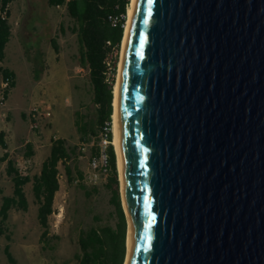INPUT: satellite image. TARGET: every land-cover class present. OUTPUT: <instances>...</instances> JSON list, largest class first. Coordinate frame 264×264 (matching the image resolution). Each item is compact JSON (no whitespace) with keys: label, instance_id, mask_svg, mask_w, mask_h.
I'll list each match as a JSON object with an SVG mask.
<instances>
[{"label":"water","instance_id":"1","mask_svg":"<svg viewBox=\"0 0 264 264\" xmlns=\"http://www.w3.org/2000/svg\"><path fill=\"white\" fill-rule=\"evenodd\" d=\"M118 133L127 264H264V0H137Z\"/></svg>","mask_w":264,"mask_h":264},{"label":"rangeland","instance_id":"2","mask_svg":"<svg viewBox=\"0 0 264 264\" xmlns=\"http://www.w3.org/2000/svg\"><path fill=\"white\" fill-rule=\"evenodd\" d=\"M21 7H23L22 0H17L11 18L16 31L20 27L18 25ZM24 7L31 17H28L20 27L21 40L26 48L32 50V59L39 48L43 49L46 53L47 65L49 64L57 74L46 79L48 82L46 91L43 90L42 85H39L34 93L30 71L27 68L29 61L16 35L13 36L8 50V62L16 69L18 81L7 104L11 114L8 113L6 118L0 116V129L8 132L10 153L17 165L31 175L40 172L42 161L50 152L52 139L66 137L70 144L78 148L73 165H77L85 173L86 180L81 179L76 172L73 175L74 179L70 180L65 168L62 167V186L56 196V212L51 217L50 233L51 236L59 237L52 238L49 246L41 241L43 228L37 218L38 204L34 201L33 182L29 183L26 190L30 196V210L12 211L6 222L8 228L6 234H11L12 240H8L6 235L0 237V264H79L76 253L80 251V230L90 229L96 224L115 226L118 222L115 205L111 202L112 194L105 185L104 171L95 169L91 165L93 147L99 140L95 137L91 142L81 141L75 123L77 111L94 116L92 85L88 71L82 68L79 62L77 35L67 28L71 21L66 7H55L52 13L53 35L61 45L63 61L68 63L70 68L66 70L63 67L64 72L61 74L58 71L59 68L62 69L61 64L56 63V53L50 44L49 33L47 29L45 30L44 22L48 17L45 1L28 0ZM37 24L39 27L34 31ZM61 24L66 26V33L61 30ZM38 57L41 59V56ZM36 104L48 107L47 116L38 130L31 127L29 119L26 121L22 117V112L26 108L31 105L26 110L28 115ZM29 142L34 144L36 155L28 161L26 149ZM2 155L3 150H0V207L3 196L13 192V182L6 172V162L1 161ZM87 191L92 194L88 195ZM95 216L100 217V220L95 221ZM8 243L15 262H11L5 252Z\"/></svg>","mask_w":264,"mask_h":264},{"label":"trees","instance_id":"3","mask_svg":"<svg viewBox=\"0 0 264 264\" xmlns=\"http://www.w3.org/2000/svg\"><path fill=\"white\" fill-rule=\"evenodd\" d=\"M46 6H65L71 24L68 29L77 35L79 42V62L82 68L89 73L93 102L95 105L94 116L76 112V125L83 142H91L95 137L99 140V133L103 126L109 123L111 144L107 149L108 163L103 168L106 177V187L111 192V202L115 205V212L118 217L116 225L96 224L90 229H82L79 234L80 251L76 253L79 264H125L127 257L128 220L124 209L121 181L118 169V156L116 152L113 131L114 113V87L117 81L119 61L122 44L125 35V26L128 19V10L131 0H44ZM15 0H0V7L8 5ZM12 8L8 11V17H0V81L1 76L11 77V88L9 97L16 86L15 73L4 68L2 63L6 58V47L13 35V26L10 22ZM30 15V16H29ZM27 16L31 17V14ZM34 17V15H32ZM48 20V19H47ZM45 30L57 54H61L60 43L55 37L51 38L50 21H45ZM66 26L63 24L61 30L66 33ZM30 35V34H29ZM111 41V44H109ZM116 47L119 53L116 55V70L112 82L106 80L107 57ZM26 53L34 63V77L39 79L45 70V59L42 50L35 52L32 59V50L26 48ZM38 53V54H37ZM38 56H41L39 59ZM26 116V115H25ZM77 146L70 144L65 137H58L53 140L51 153L44 160L41 172L31 175L30 172L21 169L10 153V144L7 139V132L0 129V150H3L2 162H6V172L13 182V193L3 196L0 207V237L6 235L12 240L11 234H6L8 229L6 222L10 218L11 211H28L30 201L26 191V185L33 182V192L39 205L38 220L43 228L41 241L49 246L51 236V217L56 212L55 201L60 191L62 167L70 180H73L75 172L84 179L85 173L73 165L77 154ZM35 155L34 144L29 142L26 149L27 160ZM101 155L99 144L93 147L92 159ZM84 186V184H82ZM96 191V189H95ZM88 195L92 194L90 191ZM100 217L95 216V221ZM5 252L11 262L15 258L11 252L10 245H7Z\"/></svg>","mask_w":264,"mask_h":264},{"label":"built area","instance_id":"4","mask_svg":"<svg viewBox=\"0 0 264 264\" xmlns=\"http://www.w3.org/2000/svg\"><path fill=\"white\" fill-rule=\"evenodd\" d=\"M13 2L8 3L5 7L1 5L0 7V17L7 18L8 17V11L10 8H12ZM109 44H111V41H109ZM119 53L118 49L114 46L112 48V51L107 57V70H106V80L108 82H112L114 77L116 76L115 70H116V55ZM119 70V68H118ZM118 75V74H117ZM11 77L8 76H1L0 81V116L3 118L8 117V109L7 104L9 100V90L11 88ZM46 108L41 104L34 105L31 110L29 111V120L31 122V127L34 130H38L41 126V122L46 116ZM109 123L107 122L105 126L102 127L100 133H99V147L101 151V155L99 158L94 157L91 158V165L95 169L104 170L103 168L108 163V154L107 149L109 145L111 144V137H110V128ZM86 148V147H85ZM86 180V178H84Z\"/></svg>","mask_w":264,"mask_h":264},{"label":"crops","instance_id":"5","mask_svg":"<svg viewBox=\"0 0 264 264\" xmlns=\"http://www.w3.org/2000/svg\"><path fill=\"white\" fill-rule=\"evenodd\" d=\"M16 2H17V0H15V2H14V5H13V8H12V13H11V17H10V22H11V18H12V15H13V10H14V7H15V4H16ZM22 3H23V7H21L20 8V10H19V15H20V19H19V25L18 26H20V27H22V23L23 22H25L26 21V19H27V9H25V7H24V5L26 4L27 5V3H28V0H22ZM47 7H48V11H47V19L50 21V27H51V29H50V33L52 34L51 35V38H53L54 37V35H53V27H54V19L52 18V13L54 12V8H55V6H48L47 5ZM47 20V21H48ZM12 23V22H11ZM38 23V22H37ZM61 23V22H60ZM63 24H61V26H62ZM12 26H13V35H12V37L14 36L15 37V35H16V37H17V39H18V41H19V43L21 44V46H22V48H23V50H24V55H25V57L28 59V61H29V64L27 65V68L29 69V71H30V79H31V86H33L32 87V89H33V91H34V93H36V90H37V88L39 87V85H42V87H43V90L44 91H46L47 90V85H48V82H46V79H48V78H50V77H53L54 75H56L57 73H56V71L55 70H53V69H51L50 67H49V64L47 65V59H46V53H45V51L42 49V51H43V53H44V59H45V70L43 71V73H42V75H41V77L39 78V79H36L35 77H34V63H33V61L30 59V57L27 55V53H26V47H25V45L23 44V42H22V40H21V32H22V28L20 29V27H19V29H18V31H16V29L14 28V25H13V23H12ZM36 27H39V24H37V26H35V28H34V31H36V29H38V28H36ZM20 30V31H19ZM32 35V34H31ZM12 37H11V39H12ZM11 39H10V41L8 42V45H7V47H6V58H5V60H4V62L2 63V66L5 68H8L9 70H11L12 72H14L15 73V76H16V84H17V81H18V73H17V71H16V69L14 68V67H12V66H10L9 65V62H8V57H9V54H8V50H9V46H10V42H11ZM50 40V44H51V46H52V43H51V39H49ZM61 46V45H60ZM53 47V46H52ZM54 49V48H53ZM41 50V48H39V50H37V52L39 53V51ZM55 50V49H54ZM37 53V54H38ZM55 53H56V63H59V64H61L60 66L62 67V69H60L59 68V73L61 74L62 72H64V70H63V67H64V69H70L69 68V64L68 63H66V62H64L63 61V59H62V53L60 54V56H59V54H57V52L55 51ZM53 71H55V72H53ZM70 76V75H69ZM16 87V86H15ZM14 87V88H15ZM12 92H13V90H12ZM12 92H11V95L10 96H12ZM10 98V97H9ZM42 105V104H41ZM31 106V105H30ZM29 106V107H30ZM28 107V108H29ZM44 107L46 108V113H47V106L46 105H44ZM28 108H26L23 112H22V117L26 120V121H28V119H29V115H27L26 114V110L28 109ZM9 111V113L11 114V111L10 110H8ZM26 115V116H25ZM75 115H76V113H75ZM46 116H47V114H46ZM51 121V120H50ZM51 123H52V121H51ZM75 123H76V120H75ZM52 126H53V123H52ZM76 127H77V125H76ZM53 128V127H52ZM2 130H4V129H2ZM6 131V130H5ZM78 131V130H77ZM7 132V131H6ZM8 132H7V139H8ZM18 136H20V135H18ZM60 137H63V136H60ZM66 138V137H65ZM53 140H54V138L52 139V141H51V145L53 144ZM51 148H52V146L50 147V152H49V154H48V156L50 155V153H51ZM34 149H35V146H34ZM35 155H36V150H35ZM34 155V156H35ZM47 156V157H48ZM46 157V158H47ZM45 158V159H46ZM44 159V160H45ZM44 160L42 161V164H41V169H42V165H43V162H44ZM29 161V160H28ZM40 172H41V170H40ZM39 172V173H40ZM39 173H37V174H39ZM31 183V182H30ZM29 184V183H28ZM27 184V185H28ZM27 185H26V187H27ZM27 191V190H26ZM13 193V192H12ZM12 193H10V194H12ZM33 194H34V192H33ZM5 195H9V194H5ZM27 195H28V193H27ZM30 196L28 195V198H29ZM29 201H30V198H29ZM34 201L37 203V201H36V198H35V195H34ZM38 204V203H37ZM30 207H31V201H30ZM38 208H39V205H38V207H37V218H38ZM29 210H30V208H29ZM28 210V211H29ZM26 212V211H25ZM11 214H12V211H11ZM11 216V215H10ZM39 221V220H38ZM7 245H10V243H8Z\"/></svg>","mask_w":264,"mask_h":264},{"label":"bare ground","instance_id":"6","mask_svg":"<svg viewBox=\"0 0 264 264\" xmlns=\"http://www.w3.org/2000/svg\"><path fill=\"white\" fill-rule=\"evenodd\" d=\"M137 0H131V4L129 6L128 10V19L125 26V35L123 39L122 44V52L121 57L119 61V70L117 75V81L115 83L114 87V113H113V131H114V140L113 143L115 144L116 150H117V156H118V169H119V175H120V181H121V189L123 191V177H122V164H121V156H120V147H119V133H118V117H119V80L120 75L123 68V62H124V56H125V50H126V44H127V38L133 18V14L135 11ZM125 203V202H124ZM126 206V205H125ZM129 215V214H128ZM127 257L125 264L128 263V258L130 254V235H129V229H128V237H127Z\"/></svg>","mask_w":264,"mask_h":264}]
</instances>
